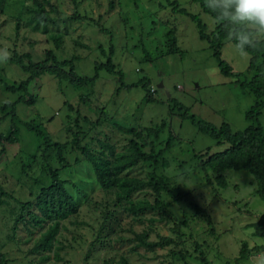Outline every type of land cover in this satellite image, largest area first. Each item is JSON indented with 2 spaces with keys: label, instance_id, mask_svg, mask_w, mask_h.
<instances>
[{
  "label": "rangeland",
  "instance_id": "1",
  "mask_svg": "<svg viewBox=\"0 0 264 264\" xmlns=\"http://www.w3.org/2000/svg\"><path fill=\"white\" fill-rule=\"evenodd\" d=\"M79 1V13L98 21L107 32L75 20L70 0H50L57 13L50 12L44 0L0 4L3 83L18 86L28 77L13 60L14 51L28 53L36 62L50 49L59 61L74 57L76 73L92 77L96 64L106 62L112 44L115 69L123 72L124 83L131 86L128 90L121 87L117 76L103 70L91 93L77 91L59 73H41L28 85L36 103L16 104L18 133L13 143L5 144L0 157V250L6 264H123L124 258L128 264H264V236L256 232L264 201L255 177L235 170H225L220 176L207 166L206 159L227 145H218L169 108L175 98L191 114L216 126L226 122L232 131H241L259 122L264 128V108L259 109L257 121L245 117L256 103L247 88L252 77L249 55L241 56L233 43H223L221 57L242 74L235 80L220 73L214 52L199 38L196 25L172 12L165 0ZM175 1L179 8L199 16L211 37H218L217 22L198 4ZM38 2L48 11L46 24L30 23V11ZM170 30L177 48L172 55L166 54ZM254 36L264 39V34ZM53 37H58V45ZM61 70L69 73L66 67ZM144 84L156 102L143 101ZM20 96L27 98L0 85V107L15 103ZM10 122V115L0 110V135H8ZM25 123L66 146L65 162L59 163L52 151L50 163L59 170L76 205L75 214L67 218L50 221L42 212L39 195L51 185L50 168L41 166L42 140ZM156 128L161 129L157 138L147 130ZM131 129L142 132L146 152L162 155L158 165L140 160L122 176L148 182L162 175L173 196L143 189L129 201L122 200L115 190L105 191L98 185L91 165L82 158L84 151L71 148V132L81 131V146L89 152L106 153L103 143H109L116 156L132 153L127 132ZM217 179L226 185H219ZM159 201L171 206L159 207ZM131 202L147 209L133 213ZM56 221L59 230L50 246L36 247ZM137 234L162 243L153 250L137 247ZM254 247L261 248L256 251ZM241 250L248 257L237 263Z\"/></svg>",
  "mask_w": 264,
  "mask_h": 264
},
{
  "label": "trees",
  "instance_id": "2",
  "mask_svg": "<svg viewBox=\"0 0 264 264\" xmlns=\"http://www.w3.org/2000/svg\"><path fill=\"white\" fill-rule=\"evenodd\" d=\"M4 0H0V4ZM73 5L74 13L73 18L75 20L89 22L94 24L99 28V30L107 32V30L100 25L98 21L89 18L87 15H82L79 13V0H70ZM200 6L201 10L211 16L216 22V38L211 37L210 33L207 32V26L203 23L199 16L188 13L185 9L178 7L177 1L165 0V2L171 6V11L176 14H181L186 16L190 21H192L197 28L198 36L201 40L206 41L209 47L212 48L214 56L216 57L219 71L222 75L231 77L235 80L240 79L242 74L235 71L232 66L221 57V49L223 43L226 41L231 42L235 45V39L232 35L233 31L238 30L240 26H233L225 21L219 20L215 13H213L207 7V0H191ZM45 3L50 5V12L57 13V8L53 5L50 0H44ZM214 2V0H212ZM36 9L30 11L32 14L29 18L30 23L33 24H46L49 20L48 11H46L43 3L38 2ZM167 49L166 54L172 55L176 53L175 40L171 38L172 31L167 32ZM56 45L59 44L58 37H53ZM253 39L257 40V44L254 48L248 49L247 54L249 55V71L252 73L251 80L247 82V88L250 93L254 95L256 103L250 107L246 112V120L252 121L258 120L259 109L264 108V39L258 40L253 34ZM104 53V50H102ZM148 55V54H147ZM114 56V46L110 44L108 48V53L106 56V62L101 64H96L94 68V75L92 77L81 76L76 73L74 65V57L69 60L59 61L56 54L50 50L46 49L44 51V58L41 61L34 62L32 56L28 53L18 54L16 51L13 53V60L22 68V70L28 74L26 80L22 81L18 86L8 85L3 83L0 78V85L4 87L7 92L16 94L18 92H23L27 96L18 97L15 103H5L0 107L4 113H8L11 118V131L7 136L0 135V145L2 146L0 151V157L4 153L5 144L13 143L16 139L18 133V127L16 122L20 119L15 113V106L17 103H22L24 105H34L36 99L28 93L27 87L30 83L38 80L41 73H49L51 75H56L59 73L63 79H66L77 91L87 89L88 92H92L94 85L99 78V72L105 71L110 75L118 77V81L121 87L125 89H130L131 86L126 85L123 81L124 74L121 70H116L113 64L112 58ZM68 68L69 73L62 71V68ZM142 89L145 94L143 101L145 103H154L156 99L150 97L151 91L148 85L144 84ZM84 98V97H83ZM170 110L176 112L177 116L183 120H188L192 126H194L198 132L213 138L218 145L226 144L227 147L209 156L206 159L207 166H213V169L219 175L225 170H235V171H246L253 175L256 179L258 185V193L262 200L264 201V128L258 122L256 125H249L241 131H232L230 125L226 122L221 123V125L216 126L211 122L203 120L191 114L189 108L182 104L177 99H171ZM10 110V111H8ZM26 124V123H25ZM98 124V122H97ZM36 135H38L42 140V149L39 148V156L41 157L42 167L48 166L50 169L51 185L43 188L40 191L39 200L42 207V212L47 216L50 221H55L56 219L67 218L69 214H75L76 205L72 198L68 195V192L64 188V181L61 179L59 170L52 169L50 158L52 157V151H55V155L59 163L63 164L65 162L64 150L65 145L62 143H54L48 135L43 133L38 129L36 125H27ZM70 127L67 128L69 130ZM152 132L157 138L160 134L161 129L156 128L154 130L147 129ZM130 135L129 138V148L132 153L115 155L114 147L109 143H103L107 147L108 152L104 153H92L85 150L81 146V141L83 136L81 131H72V150H83L84 154L82 158L88 162L95 174L96 182L105 191L115 190L118 198L129 201L133 193L141 191L143 189H151L155 193L166 192L168 195L173 196V192L169 187L168 179L162 175H158L156 179H152L148 182L140 181L136 178L123 177L122 174L129 168L136 165L138 161L152 162L155 165L159 164V158L162 153L155 151L146 152L144 147L145 144L142 142V132H138L137 129H131L127 131ZM169 141V140H168ZM167 146V145H166ZM221 176V175H220ZM221 178V177H220ZM219 185H226L224 180L217 179ZM177 197H174L176 200ZM159 207L171 206V203H164L162 201L158 202ZM148 208H153L148 206ZM129 209L135 213L136 211L142 212L147 209L144 204L133 203ZM137 214V212H136ZM264 214L260 217L258 223L256 224V232L258 235L264 236ZM262 227V228H261ZM59 230V223L56 221L49 230L43 235L36 247L48 248L51 241L55 238ZM144 234H137L135 237L136 246H142L146 249L153 250L157 248L162 242H149L145 238ZM261 247H254V250L258 251ZM253 250V251H254ZM200 258L206 263V259L202 252H200ZM248 257V253H244L243 250L235 259V262H240ZM6 256L0 250V264H6ZM123 264H128L127 259H123Z\"/></svg>",
  "mask_w": 264,
  "mask_h": 264
},
{
  "label": "clouds",
  "instance_id": "3",
  "mask_svg": "<svg viewBox=\"0 0 264 264\" xmlns=\"http://www.w3.org/2000/svg\"><path fill=\"white\" fill-rule=\"evenodd\" d=\"M207 7L219 20L240 26L232 35L241 56L257 44L253 34H264V0H207Z\"/></svg>",
  "mask_w": 264,
  "mask_h": 264
}]
</instances>
